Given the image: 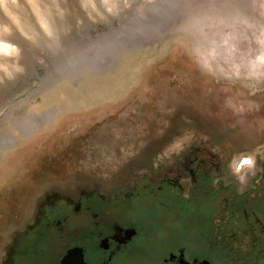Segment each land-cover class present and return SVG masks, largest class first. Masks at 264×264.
Wrapping results in <instances>:
<instances>
[{"label":"rangeland","instance_id":"obj_1","mask_svg":"<svg viewBox=\"0 0 264 264\" xmlns=\"http://www.w3.org/2000/svg\"><path fill=\"white\" fill-rule=\"evenodd\" d=\"M8 7L11 17L0 11V38L13 44L19 55H0V64L10 71L19 65L23 72L13 71L11 79L0 73V193L14 176L18 184L26 169L17 166L33 154H64L62 160L66 158L71 168H63L56 174L60 177H50L48 183L69 185L66 181L76 179L79 162L87 164L98 133L112 127L128 105L143 114L134 122L132 109L124 114V123L136 131L151 130L152 137H158L157 127L165 135L174 120L171 106L175 108L177 101L164 99L206 92V82L231 91L229 99L237 101L242 95V102L255 101L248 105L251 116L258 111L264 76L250 78L247 62L260 51L256 37L264 29V0H17L16 6L9 0ZM110 34L116 37L109 39ZM65 44L73 48L50 64L53 49ZM233 45L236 51L230 53ZM233 64L239 66V77L227 71ZM197 103L205 105L206 97ZM244 109V103L237 107ZM158 110L161 117L155 118ZM246 116L239 115L227 130L226 137L234 141L230 148L237 147L232 148L236 157L264 150V144H255L251 136L246 145L235 144L240 141L237 135L252 124ZM67 137L70 140L65 141ZM148 141H135L136 150L130 153L148 152ZM25 162L32 172L31 159ZM20 191L15 185L1 198L12 203ZM32 197L27 195L13 212L0 216V255L5 254L13 229H22L27 222L36 202L34 198L31 203ZM49 242L48 251L38 246L35 258L24 256L22 264H55V256L46 252L56 251L57 241Z\"/></svg>","mask_w":264,"mask_h":264},{"label":"flooded vegetation","instance_id":"obj_2","mask_svg":"<svg viewBox=\"0 0 264 264\" xmlns=\"http://www.w3.org/2000/svg\"><path fill=\"white\" fill-rule=\"evenodd\" d=\"M229 93L206 82V92L164 99L177 102L171 106L173 122L165 135L157 127L158 137L129 128L124 114L134 109V121L143 113L124 107L118 121L98 133L85 162L90 164L79 162L69 185L48 183L70 165L64 154L26 156L17 166L26 169L18 184L14 176L3 187L16 185L21 191L12 203L1 198L5 190L0 193V216L13 212L27 195L36 202L24 227L13 229L0 264L35 258L38 246L48 251L51 239L57 241L56 251L46 254L55 256V264H264V150L256 155L255 169L245 171L242 185L229 167L237 147L230 148L234 141L226 137L244 114L252 124L235 144L246 145L250 136L264 144V93L256 100L260 106L254 117L248 105L255 101L242 102V95L229 99ZM203 96L206 103L199 105ZM241 103L243 112L237 110ZM154 115L161 117L160 111ZM146 139L148 152L130 153L135 141ZM25 159H31V174Z\"/></svg>","mask_w":264,"mask_h":264},{"label":"clouds","instance_id":"obj_3","mask_svg":"<svg viewBox=\"0 0 264 264\" xmlns=\"http://www.w3.org/2000/svg\"><path fill=\"white\" fill-rule=\"evenodd\" d=\"M31 2V0H29ZM107 0H105V3ZM9 0H0V11H2L6 16L11 17V13L8 7ZM12 6L17 5V0H10ZM111 11V9H109ZM15 21V17H12ZM18 23V22H17ZM5 33L9 31L7 27H3L2 29ZM225 45H228V40H225ZM256 43L260 46L259 53L252 59L248 60V66L250 69L249 76L250 78L259 79L261 76H264V29H261L260 34L256 37ZM235 45L231 46L229 52H235ZM0 55L15 57L19 55V50L15 46H11L7 43L0 42ZM221 72H226L225 68L219 69ZM23 72V68L19 65H12V70H9V67L3 64H0V73L4 74V77L11 79L12 72ZM211 71V68H209ZM227 71H231L232 75L239 77L240 71L238 65H231L230 69ZM2 82V81H0ZM256 166V152L249 154H240L238 157H233L229 167L232 169L233 175L240 182V184L246 183L247 173L244 172L245 169L254 170Z\"/></svg>","mask_w":264,"mask_h":264},{"label":"bare ground","instance_id":"obj_4","mask_svg":"<svg viewBox=\"0 0 264 264\" xmlns=\"http://www.w3.org/2000/svg\"><path fill=\"white\" fill-rule=\"evenodd\" d=\"M113 31H111L110 33H112ZM119 33V32H118ZM122 33V32H121ZM119 35V34H118ZM106 37V36H105ZM104 37V38H105ZM107 37L109 38V39H112V38H115L114 37V34H110V35H107ZM107 38V39H108ZM7 39V38H6ZM6 40H4L3 38H0V42H5ZM83 43H85V42H83ZM83 43H82V45H83ZM7 44H9V43H7ZM81 43H76L75 45H80ZM9 45H11V46H13V44H9ZM68 48H73L72 46H70V45H67V44H65L61 49H58V50H54L53 49V54H54V57H53V59H51V62H50V64H52V63H54L55 61H57V60H60L61 59V57L63 56V54H64V52H65V50L66 49H68ZM52 50V49H51ZM79 59V58H78ZM78 61V60H77ZM77 61H74L73 62V64L75 65L76 63H77ZM60 70V69H59ZM2 151V150H1ZM0 151V152H1Z\"/></svg>","mask_w":264,"mask_h":264},{"label":"water","instance_id":"obj_5","mask_svg":"<svg viewBox=\"0 0 264 264\" xmlns=\"http://www.w3.org/2000/svg\"><path fill=\"white\" fill-rule=\"evenodd\" d=\"M4 169V168H3ZM1 173V172H0Z\"/></svg>","mask_w":264,"mask_h":264}]
</instances>
